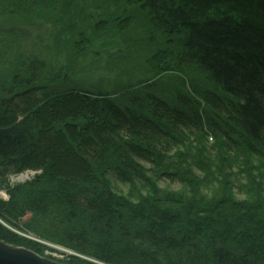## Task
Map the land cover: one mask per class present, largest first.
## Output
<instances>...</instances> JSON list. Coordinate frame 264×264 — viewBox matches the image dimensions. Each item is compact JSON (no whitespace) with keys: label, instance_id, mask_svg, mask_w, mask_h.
<instances>
[{"label":"trees","instance_id":"trees-1","mask_svg":"<svg viewBox=\"0 0 264 264\" xmlns=\"http://www.w3.org/2000/svg\"><path fill=\"white\" fill-rule=\"evenodd\" d=\"M122 4L117 34L151 36L122 50L142 71L134 81L84 88L38 56L0 82V241L37 252L33 234L101 264H264L251 245L264 241L260 222L232 220L226 200L181 207L159 185L264 165V0L101 10ZM25 172L39 174L7 185Z\"/></svg>","mask_w":264,"mask_h":264},{"label":"rangeland","instance_id":"rangeland-1","mask_svg":"<svg viewBox=\"0 0 264 264\" xmlns=\"http://www.w3.org/2000/svg\"><path fill=\"white\" fill-rule=\"evenodd\" d=\"M107 1L51 0L46 4H35L36 0H0V82L8 83L11 80L18 61L38 56H42L49 65L56 68L55 70L63 69L67 78L84 88L99 89L105 84L106 78L113 77L118 81L119 75L125 83L131 79L134 81L135 74L132 78V73L142 74V71L137 62L126 58L128 52L123 53L122 50L127 48V43L128 47L132 44V48L138 42L147 44L151 36L147 39V36L136 29L132 30V36L122 32L117 34V18L124 17L123 11L130 10V6H111L110 10L105 12L101 10V4L104 2L107 5L111 0ZM135 24L136 22L134 26ZM150 76L144 75L140 79H148ZM174 81L177 82L175 78ZM164 85L172 88L169 80L165 81ZM216 167L221 169L206 170L209 178L190 170L196 179L187 184L165 182L159 185L167 192L177 193L175 195L180 199L181 204L178 205L181 207L190 204L194 205L198 212H201L202 206L215 210L220 202L226 200L235 205L228 208L226 216L232 220L243 218L247 221L251 218L260 222L264 228V165L261 164L255 169H238V165L227 162ZM36 174L39 173L33 172L32 178ZM226 174L231 177L226 179ZM18 176L8 177L7 185L10 188L29 183L32 179L21 183L16 181ZM123 190L126 188L123 187ZM0 198L8 199L5 190H0ZM202 217L198 216L199 219ZM23 236L41 245L40 250L35 252L2 241L0 244L10 249L28 250L36 257L53 264H72L74 260L101 264L33 234L25 233ZM256 239H259V236H255L254 242L250 243L258 251L259 258L264 259V241Z\"/></svg>","mask_w":264,"mask_h":264},{"label":"water","instance_id":"water-1","mask_svg":"<svg viewBox=\"0 0 264 264\" xmlns=\"http://www.w3.org/2000/svg\"><path fill=\"white\" fill-rule=\"evenodd\" d=\"M0 264H53L25 249H10L0 244Z\"/></svg>","mask_w":264,"mask_h":264},{"label":"bare ground","instance_id":"bare-ground-1","mask_svg":"<svg viewBox=\"0 0 264 264\" xmlns=\"http://www.w3.org/2000/svg\"><path fill=\"white\" fill-rule=\"evenodd\" d=\"M32 177H33V172H25V173L20 174L16 178V181L21 182V183H25V182L29 181Z\"/></svg>","mask_w":264,"mask_h":264}]
</instances>
